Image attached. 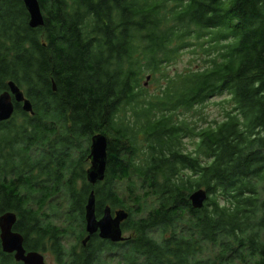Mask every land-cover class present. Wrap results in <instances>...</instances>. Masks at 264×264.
<instances>
[{
  "label": "trees",
  "instance_id": "16d2710c",
  "mask_svg": "<svg viewBox=\"0 0 264 264\" xmlns=\"http://www.w3.org/2000/svg\"><path fill=\"white\" fill-rule=\"evenodd\" d=\"M39 1L33 29L23 0H0V94L14 81L34 108L16 103L0 122V216L17 214L27 251L56 264H264V0ZM218 97L221 121L183 118ZM99 133L107 170L92 185ZM93 191L98 218L130 213L125 242L83 245ZM0 264H24L1 238Z\"/></svg>",
  "mask_w": 264,
  "mask_h": 264
},
{
  "label": "water",
  "instance_id": "95a60500",
  "mask_svg": "<svg viewBox=\"0 0 264 264\" xmlns=\"http://www.w3.org/2000/svg\"><path fill=\"white\" fill-rule=\"evenodd\" d=\"M29 13V26L33 29L43 27L45 18L39 0H23ZM16 103L22 104V109L34 115V108L24 91L14 82L8 83V90L0 94V122H6L12 119L16 110ZM90 167L87 169V181L96 185L102 182L106 177L108 162V138L102 133L92 137L89 155ZM209 198L205 189L195 190L190 195V201L193 208H204ZM130 213L124 209L113 210L107 206L104 215L101 218L96 214V197L93 191L88 199L86 206V237L83 245L86 246L92 236L98 234L102 240L110 241L113 244L125 242L128 237L123 231V223L129 219ZM18 221L15 212H8L0 216V238L2 248L5 253L14 254L17 262L24 264H50L47 262L43 253L38 251H27L25 248L24 236L16 232L14 227Z\"/></svg>",
  "mask_w": 264,
  "mask_h": 264
},
{
  "label": "rangeland",
  "instance_id": "374dc122",
  "mask_svg": "<svg viewBox=\"0 0 264 264\" xmlns=\"http://www.w3.org/2000/svg\"><path fill=\"white\" fill-rule=\"evenodd\" d=\"M189 57L187 56L185 58V61L179 65L171 66L170 70L173 73L175 69L182 70L186 66H188ZM146 87L150 91V94L153 93L156 89L155 85L152 83H148V81H145ZM224 98H213L205 103V105L198 106L196 108L197 113L193 114L191 112L190 114H186L183 116V118H188L190 120H194L201 126H209V124H213L215 121L219 122L224 118V109L221 106L222 101ZM184 144L186 145L187 149L189 151L193 150L192 141L190 139H185ZM91 145V144H90ZM90 167V163L87 169ZM126 237H128V233L125 234ZM46 260L50 264H56L55 259L51 253L45 254Z\"/></svg>",
  "mask_w": 264,
  "mask_h": 264
},
{
  "label": "flooded vegetation",
  "instance_id": "af4514ba",
  "mask_svg": "<svg viewBox=\"0 0 264 264\" xmlns=\"http://www.w3.org/2000/svg\"><path fill=\"white\" fill-rule=\"evenodd\" d=\"M88 161H89V159H88ZM89 163H90V161H89ZM91 164V163H90ZM87 172V171H86ZM115 211V210H114Z\"/></svg>",
  "mask_w": 264,
  "mask_h": 264
},
{
  "label": "bare ground",
  "instance_id": "6f19581e",
  "mask_svg": "<svg viewBox=\"0 0 264 264\" xmlns=\"http://www.w3.org/2000/svg\"><path fill=\"white\" fill-rule=\"evenodd\" d=\"M89 155H90V153H89ZM88 158H89V156H88Z\"/></svg>",
  "mask_w": 264,
  "mask_h": 264
}]
</instances>
